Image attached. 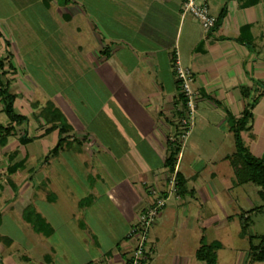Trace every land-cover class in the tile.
<instances>
[{
	"label": "rangeland",
	"instance_id": "374dc122",
	"mask_svg": "<svg viewBox=\"0 0 264 264\" xmlns=\"http://www.w3.org/2000/svg\"><path fill=\"white\" fill-rule=\"evenodd\" d=\"M64 1L75 3V0ZM48 17L46 14L31 17L37 24L33 25L27 20V24L18 25L14 32L8 30L7 38L18 56V69L22 77L29 79L34 90L44 95H33L34 99L41 102L43 98H50L56 104L64 103L71 110L69 115L63 112L66 121L73 128L83 127V131L90 136L81 145L83 151L80 154L65 151L51 157L48 151L56 142V130L18 147L17 155H23L24 159L10 175L13 182L7 184L12 194L8 202L12 206L0 216V233L13 240L10 247L5 248L4 254L0 252V259L4 258L3 264H10L12 255L7 257L10 252L28 257L26 261L20 257L21 264L42 262L45 253L51 255L52 264H86L87 260L97 255L96 250L101 254L114 248L115 241L128 232V221L121 214L120 208L125 199L120 198V203H117L118 193L116 195L114 190L127 183L131 187L129 195L136 197L135 186L142 181L143 173L148 174L150 169L157 172L161 168V163L146 145L142 131L123 118L120 104L116 105L113 99L103 103V94L97 88L98 82L89 64L91 58L88 52L93 48L85 49V52L81 49L83 41L86 46L94 47L96 34L103 36L102 32L97 31L99 28L94 25L93 17L88 16V13L84 16L83 21L95 27L88 28L85 24V32L81 29L84 33L75 31L74 27L58 25L53 18ZM27 101L30 105L35 103ZM103 108L113 110L116 119H104L106 114ZM197 113L194 112L192 125L176 161L177 170L187 178L186 187L192 188L193 194L186 192L184 195H175L167 183L166 192L169 193L165 204L149 228V235L157 236L158 241L152 244L150 260L146 263L173 264L177 254L181 256L180 264H194L197 262L194 249L199 245V236H203L205 242L214 239L220 242L221 247L216 250L217 264H261L248 261L247 239L240 238L237 232L239 214L258 205L262 207L249 212L248 233L260 235L264 232V201L257 194L256 185L250 181L238 182L243 172L235 174L228 161L220 158L223 153L233 150L231 134L224 140L225 143H210L203 126L196 120ZM3 116L0 113L2 119L5 118ZM26 116L25 123L28 124L38 118L32 112H27ZM102 121L107 124L106 127H99ZM108 126H113L121 139L124 136L134 139L133 146H129V151L119 158L107 150L111 147L106 145L109 135L105 128ZM21 128L17 131L20 132ZM77 131L74 130L73 134L80 137ZM176 137L180 140L178 131ZM11 141L12 138L9 141L12 144ZM94 148L99 151L92 154ZM216 150L219 154H216ZM45 157H48L46 162ZM96 161L102 165L104 173L99 171ZM6 163V156H0V168L3 169ZM2 175L7 178L6 172L3 171ZM75 179L83 183L78 184ZM19 180L27 181L20 183ZM93 180L95 183L102 181L97 187L99 193L93 198L91 207L82 213L76 199L93 192ZM44 196L49 200H45ZM25 204H30L48 219L53 227L50 237L33 232L24 221L20 207ZM78 219L83 221L84 229L77 227ZM135 220L136 217H133L130 221ZM210 220L214 221L212 225ZM171 236H185V247L179 250L182 243L173 242ZM127 240L132 245V239L122 238V242ZM253 242H257V239ZM52 246L54 252L50 249Z\"/></svg>",
	"mask_w": 264,
	"mask_h": 264
},
{
	"label": "crops",
	"instance_id": "0c3cea01",
	"mask_svg": "<svg viewBox=\"0 0 264 264\" xmlns=\"http://www.w3.org/2000/svg\"><path fill=\"white\" fill-rule=\"evenodd\" d=\"M62 1L61 3L59 0H47V2L44 0H0V57H5L11 64L3 80L8 81V90L15 94L14 110L25 116L27 112H32L38 117L34 123H25L26 120L19 125H14V134L9 136L5 145L0 148V156L4 155L7 159L3 169L0 168V216L4 210L12 206L8 202L12 194L9 193L7 184L10 181L13 182L10 175L15 169L8 174L6 166L9 163L23 162V155H17L18 147L56 130L44 133L46 124L39 117L38 111L47 99H51L43 98L41 102L34 99L33 95L43 94L34 90L29 79L22 77L18 69V56L14 53V46L6 35L8 30L14 32L18 25L27 24V20H30L33 25L37 24V21L31 20V17L42 16V14L53 18L58 25L65 28L74 27L75 31L81 33L85 32V24L88 28L92 25L86 20L83 21L84 16L88 13V16L93 17L94 25L99 28L97 31L102 32L103 36L99 37L96 34L97 42L94 47L86 46V42L83 41L81 49L85 52V49L93 48L88 52L91 58L89 64L98 82L97 88L101 95L103 94V103L113 99L116 105L120 104L119 109L123 118L142 131L146 145L161 163V168L157 172L150 169L148 174L143 173L142 181L135 186L136 197L129 195L131 187L127 183L122 184L123 186L119 185L120 188L114 190L116 195L118 193L117 203H120V198L125 199V203L120 208L121 214L128 221V229L133 223L130 220L133 217L137 218L139 211L149 205L153 199L151 189L163 191L166 196L169 193L166 192L168 172L163 166L166 155L165 142L166 139H172L179 131L182 109L177 94L173 65L170 61L171 54L191 74L190 85L194 93L195 111L198 112L196 120L203 126L210 143H225L224 140L229 137V133L232 137L229 116L237 117L246 103L257 97L251 109L250 129L241 131L240 137L254 156L259 157L264 154V0H207L209 12L219 17L217 25L207 31L202 30L192 16L180 13L181 0H75V3ZM111 40L115 41L114 44ZM122 97L129 98L122 100ZM26 98L35 103L30 105ZM53 103L65 114L71 113L64 103L62 105ZM1 106L0 103V113H3ZM104 111L106 114L104 119L108 117L113 121L116 119L113 110L104 109ZM6 122V117L4 119L0 117V124L5 125ZM106 125L102 121L99 127H106ZM19 127H22L20 132L17 131ZM76 129L79 130L77 132L80 137L76 136L78 139L85 136L81 143L83 145L90 134L84 132L83 127H72L71 132L73 133ZM105 130H108L109 135L108 144H105L111 146L107 150H111L110 153L116 155V158L126 154L129 146H133L134 139L129 136L121 139L122 137L114 131L113 126H108ZM23 132L31 139L20 144L18 137ZM10 138L13 139L12 144L9 142ZM81 145L75 143L69 149L59 152L72 151L80 154L83 151ZM233 150L223 153L220 158L226 160L225 156ZM12 151L15 154L9 161L8 155ZM98 151L94 148L91 153ZM215 152L219 154L217 150ZM45 158L44 162L48 157ZM37 160L40 159L37 158ZM96 164L99 171L104 173L102 165L98 162ZM82 166L86 167L84 162ZM175 169L177 170L176 166ZM2 170L7 174L6 179L2 175ZM94 175L96 178L97 172ZM84 180H86L85 177L83 178L85 183ZM25 181L19 180L20 183ZM75 181L78 180L75 179ZM83 182L78 181V184ZM101 183L102 181L95 183V180L91 182V188L95 187L91 193L92 200L81 208L82 213L91 207L93 198L99 193L98 185ZM43 198L48 200L46 196ZM80 198L76 199V203ZM209 223L212 225L214 221L210 220ZM76 225L79 229H84L78 225V221ZM124 236L116 240H119L118 248L114 246L101 254H98L96 250L97 255L87 260L86 264L89 261L88 264L115 263L124 258L131 247L128 242L130 240L122 242ZM171 237L173 242L182 243L179 250L185 247L187 242L185 236ZM157 241V236L149 235L146 262L150 260L152 244ZM12 242L11 239L10 244L7 245L0 241V252L4 254L5 248H9ZM90 242L95 243L93 240ZM50 249L54 252L53 246ZM179 250L176 249V253ZM106 252L109 254H105ZM121 253L124 254L121 255ZM10 255H12L9 259L10 264H21L23 260L20 258L21 255L10 252L7 257ZM180 257L176 254L173 264L175 262L180 264ZM0 260V264H3L4 258L1 257ZM196 261L194 264H202L197 259Z\"/></svg>",
	"mask_w": 264,
	"mask_h": 264
},
{
	"label": "trees",
	"instance_id": "16d2710c",
	"mask_svg": "<svg viewBox=\"0 0 264 264\" xmlns=\"http://www.w3.org/2000/svg\"><path fill=\"white\" fill-rule=\"evenodd\" d=\"M44 1L47 2V0ZM218 20L219 17H216L214 26L217 25ZM173 60L174 56L173 54H171L170 61L172 65ZM10 67L11 64L8 62V60L5 57H0V103L2 105L1 110L3 111L7 120L5 125L0 124V148L5 145L7 138L14 134V125H19L27 119L24 114L18 113L14 110L13 102L15 99V94L8 90V81L3 80L4 74L8 71ZM176 85L178 89V98L182 107L180 112L182 115L184 112L185 98L179 90L177 82ZM256 98H252L249 102H247L245 107L237 117L229 116V128L233 137L234 150L232 153L225 156V158L231 168L234 170L235 174H240V172H243V175L240 176L238 182L250 181L251 183L256 185L258 187L257 194L259 195L261 200L264 201V154L259 157L254 156L243 144L240 137L241 131H247L250 129L251 109L256 101ZM38 113L39 117L46 124V127L44 128V133H48L53 129L57 130L56 142L48 151V154L57 155L59 151L69 149L75 143L81 145L85 136L81 137V139L75 137V135L71 132V124L66 121L63 112L51 100L47 99L44 104L40 107ZM30 139L31 138L27 137L26 134L23 132L18 137V142L20 144H24ZM165 146L166 155L163 160V166L168 172L167 181L169 180V176H173V192L175 193V195H184L186 192L192 195L193 189H188L186 187L187 178L180 171L175 169L177 155L181 148V141L178 140L175 134L172 139H166ZM14 154L15 152L12 151L8 155L9 161L11 160ZM21 164L22 161L16 164H7V173L10 174L14 171L17 166ZM160 193L163 196H166L165 192L160 191ZM91 200L92 194L88 193L87 195L81 197L78 200L77 205L82 208L88 205ZM261 207L262 205L254 206L239 214V230L237 234L240 238L246 237L247 239L248 261L250 263L259 262L261 264H264V232L260 235L248 233V227L250 225L249 212L255 209H259ZM21 216L24 221L30 225L31 229L35 233L41 234L45 237L52 234V225L38 211L33 209L30 204H26L22 208ZM78 225L81 228H84V223L81 219H78ZM124 238H128V235L126 234ZM254 239H257V242H253ZM0 241H3L8 245L11 242V238L0 234ZM114 246L116 248L119 247V240L115 242ZM220 247L221 244L217 239H214L210 242H205L203 236H200L199 245L194 251V256L202 264H217L216 250ZM105 254H109V252H106ZM123 254L124 253H121V255ZM20 257L23 260H28V257L25 255H21ZM51 262V255L45 253L42 256V262H38L35 264H51ZM88 263H90V261L87 262V264Z\"/></svg>",
	"mask_w": 264,
	"mask_h": 264
},
{
	"label": "built area",
	"instance_id": "2783aa9c",
	"mask_svg": "<svg viewBox=\"0 0 264 264\" xmlns=\"http://www.w3.org/2000/svg\"><path fill=\"white\" fill-rule=\"evenodd\" d=\"M180 13L182 15L192 16L199 24L202 30L207 31L214 27L216 17L209 12L207 0H181ZM174 78L178 84L179 90L185 98L184 112L179 118V136L181 146L186 134L192 125L195 112L194 93L191 88V74L188 69L182 67L178 60H173ZM168 183L173 190V176H169ZM154 196L149 205L142 208L138 216L128 229V238L133 243L124 258L115 263L108 264H145L147 242L149 240V228L155 219L158 211L164 206L166 196L160 191L152 190Z\"/></svg>",
	"mask_w": 264,
	"mask_h": 264
}]
</instances>
